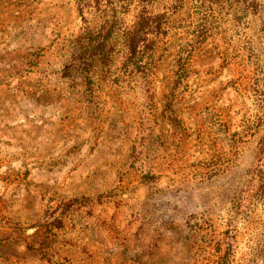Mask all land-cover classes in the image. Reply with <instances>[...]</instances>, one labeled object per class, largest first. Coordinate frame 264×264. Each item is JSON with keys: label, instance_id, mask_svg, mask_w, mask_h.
<instances>
[{"label": "rangeland", "instance_id": "obj_1", "mask_svg": "<svg viewBox=\"0 0 264 264\" xmlns=\"http://www.w3.org/2000/svg\"><path fill=\"white\" fill-rule=\"evenodd\" d=\"M149 8L0 0V264H264V0Z\"/></svg>", "mask_w": 264, "mask_h": 264}, {"label": "trees", "instance_id": "obj_2", "mask_svg": "<svg viewBox=\"0 0 264 264\" xmlns=\"http://www.w3.org/2000/svg\"><path fill=\"white\" fill-rule=\"evenodd\" d=\"M105 0H75L79 12L84 15L87 8L92 9L101 5ZM140 7L139 12L135 17L133 28L125 29L122 34L123 51L127 57H134L140 50H152V42L150 35L157 33L160 30L163 14H152L150 12V5L152 0H137ZM179 3L180 0H174ZM211 3H219L222 0H208ZM83 23L86 20L82 16ZM111 27H100L93 30L88 25H85L83 32V40L85 45L81 50L75 52L74 60L78 65L87 67L91 60L102 57L106 54L108 42L112 36ZM198 38H203V34H198ZM143 47V48H142Z\"/></svg>", "mask_w": 264, "mask_h": 264}]
</instances>
